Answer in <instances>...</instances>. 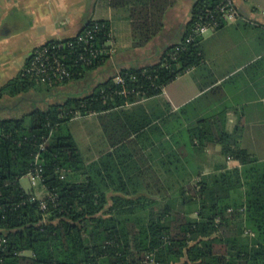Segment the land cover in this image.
<instances>
[{"label": "trees", "instance_id": "obj_1", "mask_svg": "<svg viewBox=\"0 0 264 264\" xmlns=\"http://www.w3.org/2000/svg\"><path fill=\"white\" fill-rule=\"evenodd\" d=\"M218 1H195L184 38L158 62L121 68L87 95L0 119V264H151L147 255L159 264H264V161L223 131L222 152L241 167L203 174L181 149L188 143L194 153L201 151L205 139L213 141L212 124L191 126L188 142L174 135L172 148L161 126L143 122L133 134L119 110L159 94L200 64L202 36L186 44L185 38L199 15ZM132 16L135 44H142L150 29L139 26L135 10ZM95 24L101 28L92 40L103 52L82 65L75 59L83 49L66 48L75 73L65 82L83 77L109 56L106 21L88 20L79 32ZM177 45L184 47L171 59ZM44 88L51 87L21 70L0 88V99ZM76 112L95 113L108 138L109 149L90 162L68 126ZM155 131L159 135L151 141ZM37 154L45 209L20 183L34 169Z\"/></svg>", "mask_w": 264, "mask_h": 264}, {"label": "crops", "instance_id": "obj_2", "mask_svg": "<svg viewBox=\"0 0 264 264\" xmlns=\"http://www.w3.org/2000/svg\"><path fill=\"white\" fill-rule=\"evenodd\" d=\"M195 1L2 0L0 86L21 72L36 47L76 35L88 20H104L110 34L106 42L109 56L103 64L79 79L26 92L30 94L28 100L33 98L31 110L87 95L121 68L158 62L170 46L184 38ZM233 1L239 17L202 35L199 65L178 75L159 94L119 109L133 134L143 122L157 124L164 131L162 138L172 148L174 135L180 136L183 143L188 142L191 126L212 124L213 141L205 139L201 151L194 153L188 143L181 149L203 174L241 167L237 159L222 152L219 138L223 131L252 157L264 161V0ZM133 10L137 12L139 26L150 29L149 39L142 44H135ZM23 95L26 94L22 93L16 101H25L21 99ZM79 116L97 118L95 113ZM102 134V149L84 157L87 162L109 149L108 138L103 131ZM158 135L157 131L150 134V140H156ZM127 157L135 158L132 154ZM130 167L139 170V164L134 162ZM37 187L26 190L38 195Z\"/></svg>", "mask_w": 264, "mask_h": 264}, {"label": "built area", "instance_id": "obj_3", "mask_svg": "<svg viewBox=\"0 0 264 264\" xmlns=\"http://www.w3.org/2000/svg\"><path fill=\"white\" fill-rule=\"evenodd\" d=\"M239 17V11L233 0H219L218 3L211 9H206L205 13L199 15L190 28L189 34L185 38V44L190 43L195 37L202 36L208 30H215L222 24L235 20ZM101 27L95 24L93 28H86L82 32L75 35V40H50L36 47L30 54L22 71L23 74L36 80L37 82L53 87L69 80L75 73L72 69V58L70 50L66 52V48L74 49L78 46L83 49L77 54L76 62L80 61L82 65H89L93 62L99 53L103 50L95 48L93 38L95 32ZM184 46L177 45L171 53V59L177 58V52L183 49ZM108 52V51H107ZM116 82H124L122 76L115 77ZM79 116L76 112L74 117ZM42 148V145H41ZM42 167L38 162V154L35 155V167L30 170L26 176L30 181V187L40 185ZM40 199L41 209L46 208V201L42 200V196L34 194L32 198ZM147 260L151 264H159L154 260L152 255H147Z\"/></svg>", "mask_w": 264, "mask_h": 264}, {"label": "rangeland", "instance_id": "obj_4", "mask_svg": "<svg viewBox=\"0 0 264 264\" xmlns=\"http://www.w3.org/2000/svg\"><path fill=\"white\" fill-rule=\"evenodd\" d=\"M10 79H7L5 84ZM2 86L4 85L2 84L0 88ZM25 94L26 95H23L21 97V99H25V101H16L18 100L17 97L22 95V93L14 97L9 96L7 94L5 95L6 98L4 97L5 98L4 100L1 98L0 100L3 103V105L0 102L1 104L0 118L19 117V115H25L27 111H30L32 107H34L33 104L31 103V100H33V98H29L30 100L29 101L27 98L30 97V94L29 93H25ZM68 126L70 131L74 134V137L77 141V145L85 158H89L93 154V152L96 151V149L97 150L102 149L103 134L97 118L88 117V116H79L75 120H71L70 122H68ZM20 183L25 189L30 187V181L28 176L26 175L21 177ZM37 188H38L37 189L38 195L43 196L45 194L44 188L40 185Z\"/></svg>", "mask_w": 264, "mask_h": 264}]
</instances>
